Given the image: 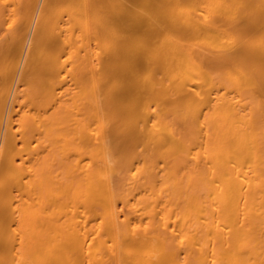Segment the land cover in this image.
<instances>
[{"label":"bare ground","instance_id":"obj_1","mask_svg":"<svg viewBox=\"0 0 264 264\" xmlns=\"http://www.w3.org/2000/svg\"><path fill=\"white\" fill-rule=\"evenodd\" d=\"M0 264H264V0H0Z\"/></svg>","mask_w":264,"mask_h":264}]
</instances>
